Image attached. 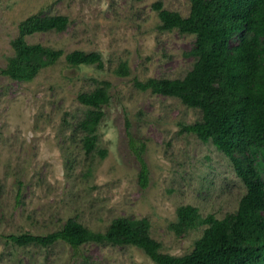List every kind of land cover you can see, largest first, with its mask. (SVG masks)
<instances>
[{
	"label": "rangeland",
	"instance_id": "rangeland-1",
	"mask_svg": "<svg viewBox=\"0 0 264 264\" xmlns=\"http://www.w3.org/2000/svg\"><path fill=\"white\" fill-rule=\"evenodd\" d=\"M156 2L189 13L190 0H0V69L13 54L10 41L21 20L36 12L69 20L62 31L26 36L28 43L61 49L54 64L30 81L0 72V264H155L132 245L18 246L4 235L46 234L69 217L96 231L118 216L145 217L161 251L183 255L205 225L177 235L169 225L180 205L217 218L237 209L246 188L229 158L182 128L200 120L201 111L134 84L182 78L194 61L188 53L194 36L160 29ZM73 50L98 52L101 66L70 65L65 54ZM121 63L128 75L116 73ZM102 82L109 83L110 98L87 153L77 124L88 107L77 95Z\"/></svg>",
	"mask_w": 264,
	"mask_h": 264
},
{
	"label": "trees",
	"instance_id": "trees-1",
	"mask_svg": "<svg viewBox=\"0 0 264 264\" xmlns=\"http://www.w3.org/2000/svg\"><path fill=\"white\" fill-rule=\"evenodd\" d=\"M162 30L177 29L193 35L189 54L192 67L182 78L135 79L141 90H150L178 98L188 107L198 108L201 119L182 126L200 140L211 141L230 160L246 191L234 212L222 218L202 216L198 208L186 204L176 210L170 228L182 235L205 225L192 249L183 255L161 251V243L150 235L147 218H113L104 231H96L69 217L56 230L46 234L30 232L4 235L18 246L41 247L63 241L77 249L87 242L132 245L141 249L155 264H264V0H190L187 16L153 4ZM68 17L36 12L18 23L17 34L10 43L13 54L0 69L1 74L17 81H30L40 69L54 64L61 49L28 43L26 36L49 30L62 31ZM73 66H101L98 52L73 50L65 54ZM128 75L121 63L116 70ZM109 83L77 95L88 107L77 127L83 132L87 153L95 148L97 127L109 101ZM138 150L139 182L145 187L148 168ZM103 157L105 150L99 151Z\"/></svg>",
	"mask_w": 264,
	"mask_h": 264
}]
</instances>
